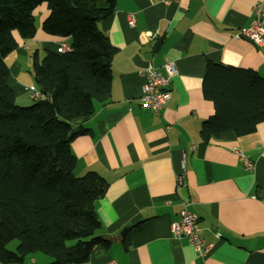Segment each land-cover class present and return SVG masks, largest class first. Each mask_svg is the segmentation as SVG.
<instances>
[{"label": "crops", "instance_id": "obj_1", "mask_svg": "<svg viewBox=\"0 0 264 264\" xmlns=\"http://www.w3.org/2000/svg\"><path fill=\"white\" fill-rule=\"evenodd\" d=\"M255 5L264 12V0H116L114 12L99 21L118 49L111 91L95 101V112L83 122L88 132L71 150L77 175L95 171L108 183L95 208L97 234L110 244L96 245L82 264H264V121L246 134L229 130L209 142L200 135L215 112L203 92L209 62L253 69L264 78V50L236 37L254 18ZM39 11L35 36L6 57L20 105L35 100L26 87L38 88L33 53L41 57L64 40L43 30L49 10L43 5ZM167 61L176 69L158 122L140 96L146 69L164 71ZM238 151L254 162L253 169ZM184 206L198 216L200 234L212 244L205 256L172 232ZM50 260L36 253L13 264Z\"/></svg>", "mask_w": 264, "mask_h": 264}, {"label": "trees", "instance_id": "obj_2", "mask_svg": "<svg viewBox=\"0 0 264 264\" xmlns=\"http://www.w3.org/2000/svg\"><path fill=\"white\" fill-rule=\"evenodd\" d=\"M115 4L0 0V264L22 263L36 253L51 258L45 264H82L96 245L110 244L97 234L95 208L108 183L95 171L75 173L71 143L88 132L83 122L95 112V101L111 91L118 49L99 21ZM43 5L49 10L43 30L67 39L70 48L47 49L42 57L33 53L32 74L42 97L22 106L9 84L6 57L35 36V15ZM203 92L215 106L200 131L205 142L229 130L252 132L264 121V78L253 69L209 62ZM13 240L16 250L9 249Z\"/></svg>", "mask_w": 264, "mask_h": 264}, {"label": "built area", "instance_id": "obj_3", "mask_svg": "<svg viewBox=\"0 0 264 264\" xmlns=\"http://www.w3.org/2000/svg\"><path fill=\"white\" fill-rule=\"evenodd\" d=\"M255 16L251 20L249 26L241 29L236 37H243L252 41L255 45L264 50V12L260 5L254 7ZM135 17L129 15V23L133 25ZM70 46L66 40H63L57 51L62 53L69 50ZM175 65L172 61L164 64V71L154 65H150L144 72L145 83L143 85L142 94L140 96V104L150 109L155 115L156 121H160V111L168 102L170 97V77L175 72ZM30 97L38 100L42 97L41 91L28 84ZM243 164L248 170L253 169L254 162L250 160L243 152L238 151ZM179 185L183 184L182 177H178ZM172 232L177 237H185L188 242L195 248L197 253L205 256L211 249V243H208L200 234L198 224V216L184 206L179 212V219L175 220L171 225ZM106 264H117L116 261H110Z\"/></svg>", "mask_w": 264, "mask_h": 264}, {"label": "rangeland", "instance_id": "obj_4", "mask_svg": "<svg viewBox=\"0 0 264 264\" xmlns=\"http://www.w3.org/2000/svg\"><path fill=\"white\" fill-rule=\"evenodd\" d=\"M41 15V13H40V11L38 12V13H36V18L37 19H39V16ZM45 18V17H44ZM44 20V19H43ZM44 52L45 51H43V53H42V55H41V57L44 55ZM33 82H34V80H33ZM35 83V82H34ZM35 86H36V83H35ZM21 99V98H20ZM20 99H19V101H20ZM31 102H33V100L31 99ZM20 104V103H19ZM22 106H25V105H22ZM17 244H18V241L17 240H13L10 244H9V249L10 250H16V246H17Z\"/></svg>", "mask_w": 264, "mask_h": 264}, {"label": "water", "instance_id": "obj_5", "mask_svg": "<svg viewBox=\"0 0 264 264\" xmlns=\"http://www.w3.org/2000/svg\"><path fill=\"white\" fill-rule=\"evenodd\" d=\"M182 194H183V196H185V198H186V196H187V189H186V188H183V190H182Z\"/></svg>", "mask_w": 264, "mask_h": 264}]
</instances>
